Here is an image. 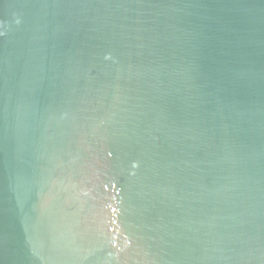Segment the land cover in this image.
Returning a JSON list of instances; mask_svg holds the SVG:
<instances>
[{
    "label": "water",
    "instance_id": "95a60500",
    "mask_svg": "<svg viewBox=\"0 0 264 264\" xmlns=\"http://www.w3.org/2000/svg\"><path fill=\"white\" fill-rule=\"evenodd\" d=\"M0 264H264V0H0Z\"/></svg>",
    "mask_w": 264,
    "mask_h": 264
}]
</instances>
